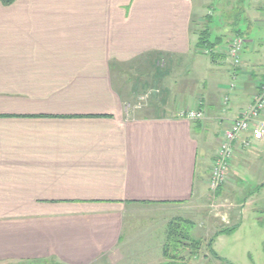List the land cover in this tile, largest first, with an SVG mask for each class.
Returning <instances> with one entry per match:
<instances>
[{"label":"crops","instance_id":"0c3cea01","mask_svg":"<svg viewBox=\"0 0 264 264\" xmlns=\"http://www.w3.org/2000/svg\"><path fill=\"white\" fill-rule=\"evenodd\" d=\"M205 9L223 24L204 34L210 56L193 30ZM229 33L245 42L236 69ZM115 76H176L201 92L183 87L176 106L129 119ZM263 80L264 0L0 3V264L119 263L127 214L200 198L222 129ZM195 109L201 122L179 118ZM248 141L234 143L228 173L263 178L259 188L264 137Z\"/></svg>","mask_w":264,"mask_h":264},{"label":"rangeland","instance_id":"374dc122","mask_svg":"<svg viewBox=\"0 0 264 264\" xmlns=\"http://www.w3.org/2000/svg\"><path fill=\"white\" fill-rule=\"evenodd\" d=\"M207 11L206 9L203 11L199 21L194 19V32L205 34L206 30H212L215 33L223 25L215 22L217 16L214 18L213 13ZM212 17L214 18L213 23L219 27L216 24L213 27L209 23ZM239 19L240 14L235 12L230 20L231 23L236 24ZM241 21L243 22V19ZM212 36V38L215 37L214 34ZM222 36L218 35L219 41ZM225 38L222 41L223 43L226 41L224 45L228 47L229 39L235 38V35L229 33L228 39ZM205 51L200 52L207 56ZM227 58L232 67V61L228 55ZM161 60V58L153 60V66L164 69ZM128 69L124 70L133 72ZM115 77L118 81L121 80L120 83L126 87L123 92L128 90L127 103L129 106L126 116L129 119L154 115L149 112L152 109L159 112L163 108L170 107L171 104L176 106L181 100L182 95L178 96V94L184 91L183 87L188 88L189 86L186 95L189 94L190 99L198 100V94L201 92L200 89L194 88L193 81L178 82L176 76ZM186 78L190 79L189 76ZM236 78L235 74L232 77V90L237 86ZM135 79L138 81H134ZM201 114L203 119L204 114L202 112ZM232 121L227 125H230ZM245 140L248 141V135H244L238 142H242L243 148L251 149V143L245 146ZM228 175L221 193H217L218 190L212 192L209 188L208 177L207 180L203 178L205 190L202 189L200 198L185 204L183 208L128 213L124 226L123 241L125 244L123 243L124 248L122 247V257L120 262L118 263V260L115 264H172V262L173 264H264V187L257 190L258 181L263 178L254 179L246 176L239 183ZM242 188L246 192L244 193L245 198H252L244 200L241 194L244 192ZM241 219L242 222H240ZM239 222L240 228L235 233L222 236L217 241L214 240L211 249L218 259L212 257L207 245L210 238L218 231L230 228ZM173 223L177 224V227L172 226L176 228L175 231L187 232L192 240L199 241L197 250L191 241L184 242L182 247L174 250L168 243L169 229H171L169 227L171 224L174 225ZM104 263L109 264L107 261Z\"/></svg>","mask_w":264,"mask_h":264},{"label":"built area","instance_id":"2783aa9c","mask_svg":"<svg viewBox=\"0 0 264 264\" xmlns=\"http://www.w3.org/2000/svg\"><path fill=\"white\" fill-rule=\"evenodd\" d=\"M242 48L243 41L241 38L235 37L228 41L226 51L234 68H239L241 65L239 56L242 53ZM205 53L208 54L207 51ZM260 89L259 94L253 98L252 103L240 111L237 117L222 132L209 174V188L212 192H216L225 182L230 163L234 157V143L241 140L244 135H248L253 140H261L264 137V83ZM196 110L182 111L179 113V118L188 121L202 120L201 112ZM244 143L245 146L250 144L246 140Z\"/></svg>","mask_w":264,"mask_h":264},{"label":"trees","instance_id":"16d2710c","mask_svg":"<svg viewBox=\"0 0 264 264\" xmlns=\"http://www.w3.org/2000/svg\"><path fill=\"white\" fill-rule=\"evenodd\" d=\"M15 1H16V0H0V3H1L2 5H5V6H6V5H11V4H13ZM207 32H208V31L206 30V33H207ZM206 33H205V35H207ZM202 35L204 36L203 33H201V34L199 35L200 37H199L198 42H197V44H196V49L199 50V51H204V50H206V51L208 52L207 55L210 56V50L207 49L206 46H205V44H208V40L206 39V37H205V38L201 37ZM235 37H236V38H241V39H242V41H243L242 52H243L245 42H244L242 36L235 34ZM211 45H212V46H213V45L215 46L216 43H212ZM226 52H227V51H226ZM201 53H202V52H201ZM202 54H203V53H202ZM241 57H242V53H241V55L239 56L240 63H241ZM232 67H233V66H232ZM234 69H236V68H234ZM263 83H264V80H263L262 82H260V84L258 85L257 94H259V92H260V90H261L260 87L262 86ZM257 94H256V95H257ZM252 101H253V100H252ZM251 103H252V102H251ZM261 187H263V186H259V188H261ZM259 188H257V190H258ZM173 224H174V225L171 224V226L169 227V228H171V229H169L170 233H169V236H168V243H169L170 245H172V247L174 248V250L177 249L178 247H182V246H183V243H184V242H188V241H189V242L191 241V243L193 244V246L195 245L194 248L197 250V249H198V246H199V241H194V240H192V239L189 237V235L187 234V232L181 233V232H179L178 230L175 231L176 228H173L172 226L177 227V226H176L177 224H175V223H173ZM235 229H236V227H234V226H232V227H230V228H224V229L218 231L217 233H215V234L212 236V238H210V240L207 242V245H208V249H209L210 254H211L212 257L218 259L217 256L212 252V249H211V246H212V243L214 242V240H215L218 236H220V235H223V234H227V233H231V232H233ZM177 237H179V238H177ZM170 259H174V258H170ZM173 261H175V260H173ZM172 264H173V262H172Z\"/></svg>","mask_w":264,"mask_h":264}]
</instances>
